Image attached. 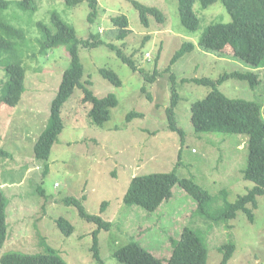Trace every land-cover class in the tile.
I'll list each match as a JSON object with an SVG mask.
<instances>
[{
	"label": "rangeland",
	"instance_id": "374dc122",
	"mask_svg": "<svg viewBox=\"0 0 264 264\" xmlns=\"http://www.w3.org/2000/svg\"><path fill=\"white\" fill-rule=\"evenodd\" d=\"M4 1L10 6L0 10L1 19L23 29L26 36L22 47L26 90L17 106L0 107V146L13 155V159H0V188L8 199V240L0 250V259L8 252L35 255L52 249L68 264H121L115 253L137 241L166 262L172 255L171 240H179L190 228L207 245V264H223L224 254L219 249L228 244H234L235 250L227 264H264V195L257 197L256 208L249 205L253 221L244 212H238L233 220L217 219L228 203L236 202L255 186L245 179L248 137L197 133L191 122L192 104L204 100L212 88L186 80L216 81L226 73L252 71L259 75L256 87L228 79L217 88L230 99L261 104L264 119V68L257 70L234 59L230 50L221 55L199 47L201 36L211 25L231 23L222 2L206 9L197 2L194 12L200 25L196 32H190L181 23L178 0H98L93 23L88 20V0L76 6L66 0H34L35 10L20 7L23 0ZM133 1L159 9L164 21L150 16L149 27H145ZM54 12L81 39L100 34L104 45L79 48L82 83L87 82L86 87L97 98L114 94L118 105L111 109L110 120L103 127L96 126L89 116L92 103L83 102V88H75L62 108L64 129L50 158L37 161L35 144L48 123L63 74L70 67L65 46L40 52L42 32L38 24L52 27ZM118 16L129 21L130 33L123 40L117 38L118 27L112 21ZM186 42L193 43L195 50L170 65ZM108 43L131 57L139 70L134 72L123 63ZM102 69L114 71L122 86L106 80ZM154 73V80L147 81L146 76ZM5 81L6 72L0 67V96ZM173 87L180 97L175 115L184 138L168 128L166 110ZM132 112L143 115L128 121ZM172 171L209 192L213 200L207 216L198 210V201L178 185L173 189L174 197L154 213L125 205L134 177ZM67 199L79 200L89 215L110 222L111 229L98 231L96 224L81 217L76 206L66 204ZM60 218L74 226L71 236L58 228ZM97 231L101 261L92 250Z\"/></svg>",
	"mask_w": 264,
	"mask_h": 264
},
{
	"label": "trees",
	"instance_id": "16d2710c",
	"mask_svg": "<svg viewBox=\"0 0 264 264\" xmlns=\"http://www.w3.org/2000/svg\"><path fill=\"white\" fill-rule=\"evenodd\" d=\"M221 1L232 17L231 23H215L211 25L201 36L199 47L207 53L224 55L231 51L234 59L240 60L252 68H264V0H178L179 15L182 25L190 32H196L200 25V19L194 12V6L199 2L204 9ZM82 0H66L71 6L80 4ZM140 15L141 23L149 27V17L156 18L159 22L164 21L162 12L155 7L145 6L137 1L132 2ZM90 14L88 20L95 22L98 16V0H88ZM20 7L26 10H35L34 0H23ZM10 2L0 0V10L7 9ZM113 24L118 27L117 38L123 40L130 33L129 21L125 16L112 19ZM42 32V41H39L40 52L61 46L67 48L70 57V67L64 72L62 83L57 96L52 102L48 123L39 136L35 147L37 161L48 160L52 148L57 142L59 135L64 129L61 111L64 104L72 96L75 88H83L85 97L83 102H91L92 108L89 116L93 124L103 127L110 120L111 109L118 105V99L114 94L104 98H97L82 83L84 67L79 56V48H97L105 42L100 39V34L91 33L87 39L77 36L76 30L63 21L54 12L52 14V27L39 23ZM26 43L25 32L21 28L4 22L0 17V67L4 68L7 75L0 96V107L2 104L15 107L19 104L25 92V68L23 66V51ZM107 47L116 52L121 61L138 71L134 60L123 53L113 44ZM195 45L186 42L173 56L170 65H174L182 56L193 52ZM101 75L116 87L122 86L118 75L107 69L100 71ZM157 73V72H156ZM156 73L146 76L147 81H152ZM228 79H239L247 81L252 87L259 84V75L255 72H233L226 73L218 80L194 78L186 81L212 88L210 94L204 99L197 101L191 106V122L197 133H227L246 135L248 137L249 161L245 171V179L255 184L254 188L246 195L239 197L236 202L227 204L223 211L219 212L218 220H233L238 212L247 214L249 220L253 221L254 215L249 208L257 207V197L264 195V119L262 117V105L245 100L230 99L217 87ZM185 81V80H184ZM171 104L166 110L168 128L184 138V132L176 120L175 109L180 97L176 89L172 88ZM145 91V88L143 89ZM149 97V96H148ZM143 114L132 112L128 115V121ZM13 159V155L0 146V159ZM46 173V172H45ZM180 186L187 194L198 201V210L207 216V207L212 202V196L195 181L180 178L176 171L171 173H157L134 177L125 195L124 202L127 207L138 206L147 212L154 213L174 197L173 189ZM66 204L76 206L81 217L98 226V231H109L112 227L100 216L89 215L83 204L77 199H67ZM103 205L102 212H105ZM8 199L0 188V250L8 240ZM58 228L65 236H71L75 231L74 226L65 218L57 221ZM98 231L95 232L94 256L101 261L98 249ZM172 255L164 262L156 258L150 251L146 250L137 241H132L122 249L118 250L114 257L121 264H207L208 248L203 239L192 229L186 228L180 235L179 240L172 239ZM224 254L223 264L231 259L235 246L228 244L219 249ZM1 264H68L55 250L49 249L45 253L28 255L17 252H8L0 259Z\"/></svg>",
	"mask_w": 264,
	"mask_h": 264
},
{
	"label": "clouds",
	"instance_id": "9594fccd",
	"mask_svg": "<svg viewBox=\"0 0 264 264\" xmlns=\"http://www.w3.org/2000/svg\"><path fill=\"white\" fill-rule=\"evenodd\" d=\"M148 56H150V55L148 54Z\"/></svg>",
	"mask_w": 264,
	"mask_h": 264
},
{
	"label": "crops",
	"instance_id": "0c3cea01",
	"mask_svg": "<svg viewBox=\"0 0 264 264\" xmlns=\"http://www.w3.org/2000/svg\"><path fill=\"white\" fill-rule=\"evenodd\" d=\"M258 70V69H257Z\"/></svg>",
	"mask_w": 264,
	"mask_h": 264
}]
</instances>
